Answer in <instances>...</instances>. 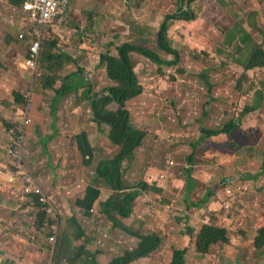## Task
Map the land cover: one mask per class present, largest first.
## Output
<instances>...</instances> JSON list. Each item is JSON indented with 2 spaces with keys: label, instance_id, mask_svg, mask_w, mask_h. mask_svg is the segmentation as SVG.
<instances>
[{
  "label": "trees",
  "instance_id": "obj_1",
  "mask_svg": "<svg viewBox=\"0 0 264 264\" xmlns=\"http://www.w3.org/2000/svg\"><path fill=\"white\" fill-rule=\"evenodd\" d=\"M254 1L245 0L243 6H250V2ZM25 2L26 0H10L13 6L22 10H24ZM206 2L207 0H166L161 4L159 0H155L156 7L162 8L163 5L164 10L167 8L161 23L162 29L156 37L159 49L155 50L145 45H137L134 41H127L117 47L118 54L116 55L111 54L110 51L99 54L98 51H89L81 46L74 47L70 44H63V53L57 54L55 49L60 47V36L53 35L51 28L47 30V37H43L41 43V72L38 79V90L45 98V102H49L47 106H44L46 103L42 105L41 109L46 116L48 115L47 125L50 134L41 136L39 132L41 125L37 128V134L36 132L26 134L23 143L25 156H23L22 163L28 165L29 171L53 199L58 208L59 220L61 219L60 229L56 242L50 241L57 219L48 217L37 194L25 191L26 181L22 177L20 181L23 182L11 189H0V198L17 199L21 205L20 212H11L16 219L24 220L21 221V226L10 219V227H8L9 218H0V234H2L0 239L11 241L12 236H15L13 240L18 243L14 252L10 253L13 249L2 252L16 258L18 260L16 264L26 263L31 257L33 252L29 250L30 244H33L34 249L40 253V255L36 254L40 259L38 264H92L90 260L96 264V259L100 254L120 248L119 246L117 249L113 248L116 245L115 238L119 242L122 241L121 246L124 248L112 254L114 258L109 264H192L193 257L201 261L206 256L211 257L212 252L215 256L212 260L216 264L220 261L219 258L227 257L224 254L228 257H235L232 250L235 235L231 232L227 220L218 222L221 218L220 210H214L212 215H209L207 223L202 225L194 240L196 247L194 253L190 252L189 245H186L185 233L178 234V225L171 222L169 216L163 218L166 225L156 226L154 224L153 227H145L148 222L152 220L155 222L156 213L160 214L154 207L153 200L159 199L167 189L172 190V183L176 181V178H170L167 186H164L159 176L170 169L169 164H174L175 161L172 159L182 156L179 148L183 145L177 138L176 132L179 128L180 131L186 130L185 126L188 125L181 124L176 118L182 113L186 114L183 111L190 108L186 103L191 100L193 108L202 109L203 112L205 106L202 101L207 103L211 99L210 89L204 83V80L208 81L210 78L205 70L209 69V74L212 71L223 72L224 82L230 80L228 78L231 76H237L236 73L226 72L230 70L228 61L218 63L216 57L213 56V53L226 50L222 42H218L215 46L211 41V44L207 45L208 48L198 44L193 45V49L187 47L193 50L190 55L172 46L169 37L170 26L176 20L199 21L206 10ZM149 5L152 6L150 2ZM183 5L187 7V14L184 16L177 12ZM212 16L215 17V14ZM257 16V11L247 12L250 34L246 33L243 38L244 45L237 43L232 48L235 54H233L234 63L243 67L247 74V79L244 75L239 76L240 81L235 79L236 89L239 85L254 87L256 82H264V79L258 80L257 77L259 73H263L264 77V20L259 21ZM215 18H218L217 14ZM163 52L172 55V59H165ZM135 53L145 57V60H150L156 66L160 77H168L170 93L161 103L166 111L177 117L163 112L159 98L155 102L153 99L156 96L153 97L152 94L147 93L141 83L143 77L136 71V64L140 60L136 59ZM95 54L100 55V61H97L98 67L104 66V82L100 85H96L97 79L94 76L91 80L84 76L85 72L89 73L93 67L90 60ZM184 55L187 56L190 64H186L183 59ZM80 58L86 61L85 68L78 65ZM73 62H76L78 66L77 71L69 73L68 69L71 68L70 64ZM182 82L193 84V91L190 92L180 87L178 83L183 84ZM160 90H162V84L158 90L155 89V92L158 94ZM206 94L207 97H205ZM224 95L222 97L214 95L213 99H220L229 104L236 93L233 91ZM103 98L107 99V103L101 108L110 107L113 118L108 128H103L105 135L100 132L98 139L91 133V142L96 150L94 162L88 170L91 181L77 185L74 184L72 177H75L80 162H78V156L74 155V149L68 152V146H71L69 143H72L70 141L72 135L59 142H55V139L66 133L63 128L68 123L69 114L76 107L82 106L85 99L94 101L95 104L101 102ZM172 99L178 100L181 104L178 113L174 108H166L167 102ZM14 101L23 108V110L20 108L23 112L20 115L25 116L28 101L17 92L14 93ZM176 103L174 101L172 107ZM197 110L193 111V118L200 123L203 116ZM94 122L101 123L100 121ZM239 122L240 120H232L222 127L203 124L202 127L200 126L202 137L198 141L222 134L230 136L235 129H239ZM4 124L7 129L16 127V124L12 122ZM17 132H19L18 129ZM45 138H48L49 150L44 149L42 140ZM198 141L194 143V146H197ZM15 145L18 146V142L13 141V147ZM36 147L38 150L42 148V151L47 153L46 163L43 165L39 162L38 157L41 155L39 152L36 153ZM28 150L31 151L30 160L26 155ZM155 150L163 151V154L158 155L157 160ZM48 151L52 156L51 159ZM189 160L195 161L193 154L189 155ZM49 164L52 167L57 165L59 178L62 170L67 167L68 185L65 190L56 187L55 191H51L47 186L49 181L42 172L52 171ZM10 166L15 172L22 173L21 164H18L15 159L11 160ZM182 174L183 172L179 171L175 175L174 168V176L180 178ZM165 199L163 198L161 204L164 205ZM97 200L101 201L102 207L100 211L95 212L92 206ZM65 203L67 207H62ZM72 204L75 206V212L66 215L64 210L74 207ZM256 217L253 219L257 234L254 239L255 249L252 251L257 260L250 259L248 262L249 264H264V214ZM229 219L237 220L231 216ZM175 236L181 237L180 246L176 245L178 240ZM87 243L93 244L95 251L91 252L86 249ZM221 245L226 248V252H222ZM2 264L9 263L2 262ZM206 264H212V262L209 261Z\"/></svg>",
  "mask_w": 264,
  "mask_h": 264
},
{
  "label": "rangeland",
  "instance_id": "obj_2",
  "mask_svg": "<svg viewBox=\"0 0 264 264\" xmlns=\"http://www.w3.org/2000/svg\"><path fill=\"white\" fill-rule=\"evenodd\" d=\"M166 0H159L161 4ZM149 2L152 6L149 5ZM245 0H207V4L205 3V12L204 14L198 19L199 21H193V22H187L180 20H176V22L170 26L169 30V37L170 41H172V46L175 49L180 50L181 52L184 51L188 53L189 55L193 53V45H201L202 47H207V45L211 44V41L214 42L215 46H217L218 42H222L224 49L226 48L225 51H222L221 53H213V56L216 57V61L223 62V61H228L230 65V70H227L226 72H229L230 74H235L237 76L234 77H229L226 82L223 81L224 73H215V71H212L209 74V69L205 70V73L207 76L210 78L207 80H204L205 85L210 89V96L211 99L207 101H202V104L205 106L204 111L202 112V109L197 110L196 108H193V101L191 100L187 104V107H190L188 110L185 109L183 111L186 113L185 115L182 113L180 117H177L175 115H171L170 112L165 110V107L163 105L164 99L169 95L168 88L170 87L168 84V77H160L159 73H157V68L156 66L150 62V60H145V57L141 56L138 53H135L134 56L136 57L137 60H140L136 64V71L137 73H140L142 75V80L141 83L144 85L146 91L148 94H152L153 97H155L153 100L157 102V98H159V102L161 103L163 107V112L167 113L170 116L177 117L176 120L179 121L181 124L188 125L185 126L186 130L184 131H179L176 132L177 138L180 140V143L183 145L181 148V154L182 156H177L176 158L172 159L174 164H169V167L175 166L176 163L181 165L182 167L178 168L180 172L185 171V175L187 174V166L188 164H199V171L200 173L203 174L204 177H201L205 179L203 188H208V187H214L215 184L220 183L222 180V177L227 176L230 173V176L233 174L235 176V172H239V169L245 168L247 165H251L250 170L253 171V175L250 177H247L246 179H243V181H237L234 184H229V182L226 180V194L227 196L224 198L228 201H230V207L225 209L228 213H225L226 216L228 217L225 218L228 222L229 227H233L231 229V232H234L235 237L239 240L240 242L237 243L234 240L233 243V251H234V256H236L239 261L237 263L239 264H244L245 261H250V259L257 260L254 251V240H249V234L246 235L247 233L250 232V227L249 224L252 221L254 223L253 218H257L256 216H260L261 214H264V124H262L261 128V133L263 136V140L261 142H257L256 139H253L255 137L254 132H249L243 129L241 124H238L239 129H235L232 134L229 136L228 134H222L218 137H208L205 139H202L201 141L200 138L202 137V131H200V126L202 127L204 125L212 126V127H222L224 124L228 123L229 121H237L240 120L242 117H244V110L246 107L252 104V98L255 96V94L259 95V91L264 90L262 87H264V82L263 81H258L261 78L264 79L263 73H259L258 77V82L253 86L247 87L239 85L238 88L236 89L235 86V79H239V76H243L247 79V74L244 70L243 67H240L239 65H236L234 63L235 60V54L232 52V48L237 44V41L243 40L245 38L246 33L250 34V26L247 18V12L250 10H254L258 12L257 19L262 22L264 20V0H255L254 2H250V6H243ZM204 3V2H203ZM193 7V3L191 4ZM261 6V7H258ZM82 7V8H80ZM155 9L157 11H155ZM18 10V9H17ZM21 11V14L24 15V13H27L25 8L24 10ZM261 11V12H260ZM24 12V13H23ZM167 12V8L164 10V6L162 5V8L156 7L155 6V0H72V4L68 11L66 12V18L63 23L58 24L55 23L53 26L55 28H61L65 27L66 29L69 28L70 31H67L64 35L61 34H55L52 32L53 35H58L60 36V47L56 48L57 54H62L63 53V44H70L71 42L75 43L76 40H81L77 45L81 46V48L88 49L89 51H93L87 46H84L85 40H88L91 43V47L95 46V51H98L100 54L101 52H108L110 51L111 54H118L117 47L122 45L123 43L127 41H134L135 44L137 45H145L147 48L151 47L152 49H159L158 44L156 43V37L157 33L162 29L161 28V23L162 19L164 16V13ZM178 13H180L182 16L187 14V7L183 5L182 8H179ZM12 13V7L9 5L8 0H0V20L4 17H8ZM216 14L218 15V18L213 17L212 15ZM30 17H32L31 13H28ZM32 19V18H31ZM33 21V19H32ZM193 23V24H192ZM37 28L35 30V38L38 42L41 41V34L38 31V24ZM263 26V25H262ZM52 28V25L49 27ZM49 28H46V32L44 37L48 34L47 30ZM64 29V28H62ZM51 34V33H50ZM49 37V36H48ZM44 39V38H43ZM74 40V41H73ZM0 41H5V36L4 34L0 37ZM43 42V41H42ZM12 44V43H10ZM212 44V45H214ZM71 45V44H70ZM8 44H5V42H0V86L3 84L4 79H10L14 81L15 84V90L20 89L24 94L20 93V95L24 96L26 101H28V106L27 109L25 110L26 114L25 116H21L20 113L22 114L23 112H19V117L23 120H25L28 112L29 106L33 103V96H35V93H39L38 90V79L40 76L41 68H40V63H38L37 67H34L31 65V61L33 60L32 57V52L28 51L27 49H20L16 50L15 45H10L12 47V50ZM75 46V45H71ZM8 47V49H4ZM192 48V49H188ZM214 47V46H211ZM208 48V47H207ZM19 53L24 54V62L23 64H19V62L15 61L12 55H18ZM95 54L93 58H91L90 63H93V67L91 68L90 71L92 73H88L87 71L85 72V77L89 80H91V77L94 76L95 79H97L96 85H100L102 82H104V66H99L97 64V61H100V55ZM234 54V55H233ZM30 55V56H29ZM29 56V59H28ZM163 57L165 59H172V55H168L167 52H163ZM183 59L185 60L186 64H190L189 60H187V56L184 55ZM79 63L78 65L80 67L86 66V61L82 60L81 58L78 59ZM191 62V61H190ZM192 63V62H191ZM70 67L68 69V72H76L77 71V65L76 62H73L70 64ZM204 68V67H203ZM246 74V75H245ZM162 78V79H160ZM241 80H244L241 78ZM160 81H162L160 83ZM237 81H240L237 80ZM95 82V80H94ZM93 82V83H94ZM183 84H179L180 87L188 90V91H193V84L191 83H185L182 82ZM162 84V90L155 92V89L158 90L159 87H161ZM13 87V86H11ZM261 89V90H259ZM238 90V91H237ZM259 90V91H257ZM235 92L236 96H232L231 102L229 104L223 106L218 105L215 110L213 107H211L214 103L221 101L220 99H213L214 95L222 97L225 96L224 94L229 92ZM193 94V92H192ZM264 94V93H263ZM43 98V105L46 103L47 106L49 104L48 101L45 102V98L43 95L40 94ZM4 95L1 94L0 92V99L3 98ZM207 97V94L206 96ZM13 99V97H12ZM237 99V100H236ZM174 99L169 100L166 104V108H174V110L178 113L180 110V103L178 100H174L176 105H173ZM212 100H214L212 102ZM96 101V100H95ZM90 102L94 104L93 101H89L85 99L84 101V106H78L74 110H79V115L81 116L82 120H85L86 116L88 114V111L92 109ZM13 103L17 105V107L21 108L19 104L15 103L13 100ZM51 103V102H50ZM184 104V103H183ZM23 106V105H21ZM204 106H201L204 108ZM42 105L40 106L39 113H42L43 116L45 117V121H43L42 124H46L45 126H40L39 132L41 136L49 135V126L47 125L49 122L48 115L46 116L42 109ZM18 108V109H19ZM106 113L110 112L107 108H105ZM197 110L198 113H200L203 118L202 121L196 122L195 119H193V111ZM214 110V112H213ZM224 110V112H223ZM33 111V110H32ZM139 111V110H138ZM182 111V109H181ZM218 111V114L216 112ZM18 113V112H17ZM209 116H208V114ZM51 115V114H50ZM96 115H98L99 118H102L104 114L101 112L100 109H96ZM224 115V116H223ZM5 116H7L9 119L11 115H1L0 116V121L5 119ZM85 116V117H84ZM90 118V117H89ZM88 118V119H89ZM8 119V120H9ZM217 120H219L217 122ZM29 123L26 125V134L27 132V126L28 129L32 126V129H34V132L37 134V128L39 126V122H32V120L27 119ZM89 120H86L85 123H88ZM101 124H106V126H103L105 128H108V125L110 123V119L104 118L103 120L100 121ZM196 126H195V124ZM83 127V125H82ZM211 127V128H212ZM5 129L6 134L10 136V143L7 145L6 149H4V157L3 160L0 161V166L3 168L4 171H10L12 172L15 176H23L26 170L29 171L28 165H24L23 162V156H25V153L22 148V155L21 157H16V154L14 153L12 149V141L18 142V137L16 134H13L9 129L6 128V125L4 123H0V129ZM198 129V130H197ZM104 130V129H103ZM63 131L66 133H63V136H59L55 139V142L62 140L64 138H69L70 135L73 133V128L72 130L68 131V128L65 129L63 128ZM62 131V132H63ZM179 132V133H178ZM103 135H105V131L102 132ZM67 136V137H66ZM73 136V135H72ZM250 137V139H249ZM100 138V134H98V139ZM177 139V140H178ZM25 140V139H24ZM197 142V146H194V143ZM48 138H45L42 140V143L44 145V149H48ZM193 142V144H192ZM253 144L256 146V150H250L248 147L246 148L245 146L249 144ZM260 145H259V144ZM47 145V147L45 146ZM68 146V145H67ZM2 146H0V149ZM36 153L39 152L41 155L38 157L40 159V164L43 165V163H46L47 159V153L42 151V148L40 150L35 148ZM49 150V149H48ZM1 152V151H0ZM1 154V153H0ZM193 154L195 161H190L189 160V155ZM253 156L255 159H249L246 158L247 156ZM253 154V155H252ZM48 155L50 159L52 156H50V152L48 151ZM245 158V162L242 160ZM12 159H15L18 164H21V171L20 172H15L11 166L10 162ZM250 163V164H249ZM51 167L52 165L49 164ZM142 165V164H140ZM233 166H235L233 168ZM56 167L57 165L55 164L51 168V173L49 172H42L43 175L48 176L49 174H54L56 173ZM233 169V170H232ZM236 171H235V170ZM248 171V170H247ZM174 173V170L167 169V171L162 172L160 174V179L161 181H165L170 175V173ZM11 174V173H9ZM182 178V177H181ZM89 180L91 181V177H89ZM245 180L248 182L245 183ZM25 181V180H24ZM241 182L242 184V189L236 193L235 196L229 197L227 193V189L235 187L236 184ZM222 183V184H221ZM220 186L215 190L220 191L219 194H221L223 191V183L221 182ZM40 186L45 190V187L39 183ZM229 184V185H228ZM43 190V191H44ZM171 193V190H169ZM168 192V191H167ZM167 192H166V197H167ZM45 193V191H44ZM172 193L173 189H172ZM46 194V193H45ZM203 193H199V196H193V199H201ZM181 198V197H179ZM46 199H51V203H49L50 206H55V203L53 202L52 198L46 194ZM182 199V198H181ZM241 199H247V202H251L252 206H246L247 210H250L251 212L248 213L245 212L246 209L244 206H242ZM156 200V201H155ZM161 199H154L153 200V205L156 208L158 212L162 211V204ZM100 201V200H99ZM53 203V204H52ZM70 204V202H68ZM97 203V201H96ZM224 205V203H223ZM245 205V204H244ZM72 206H74L72 204ZM62 207H67L66 203ZM101 201L97 203L96 205L92 206V209L95 212H98L101 210ZM167 210L165 211L169 217L171 218V222L176 223L178 225V234L181 235L183 233H189L190 229L189 226H187V220L188 217L182 214H175L176 217L174 216L173 211L170 210V206L168 204H165L163 206ZM225 208V206H223ZM245 209V210H244ZM77 210V209H76ZM80 210V209H78ZM53 211L58 212V208L54 209ZM65 214L66 215H71L75 212V206L70 208L69 210L65 209ZM162 211V212H163ZM48 215V214H47ZM234 215L235 217L243 216L244 219L242 220L241 225L238 223L237 220H231L228 219L229 216L232 217ZM157 217L164 218V215L160 212V214L156 213ZM48 217L52 219H57L55 225L53 226V229L58 228L60 229V221L59 220V213L54 214V215H48ZM20 221L16 222L18 226H21V221H24L23 219H18ZM163 221V220H162ZM164 222V221H163ZM14 223V224H16ZM197 226H195V229L198 231L201 230L203 221L200 220L197 222ZM238 223V224H237ZM9 224V223H8ZM153 224V223H152ZM154 224L157 226H161L162 224L166 223H157L156 221ZM152 225V227L154 226ZM10 227V225H8ZM241 232L243 235L238 233ZM178 235V236H179ZM235 237L233 239H235ZM247 237L244 241V239ZM175 239L178 240L176 242L177 246H180L182 243L181 237H176ZM186 241V245H189L190 247V252L192 251L195 252L193 248H196L194 244V240L192 239L191 241H187L186 237H184ZM50 240V239H49ZM116 240V245L113 247L117 249V246L120 248L117 250H111L110 252H107L106 254H102V256H98L96 259V264H109L112 259L114 258L112 254L118 252L119 250H122L124 246H121V242L117 238ZM222 252H226V248L221 245ZM86 249L89 251L93 252L95 251V246L91 243H87ZM253 250V251H252ZM214 251V250H213ZM216 251V250H215ZM217 252V251H216ZM37 255H40V253L36 252ZM211 257L208 258L205 261H200L196 258L193 257L192 264H206L209 262H212V264H216V262H213V252L210 253ZM45 256V255H44ZM224 256H228L227 254H224ZM50 257V255L48 256ZM219 258V257H218ZM218 264H228V261L221 260ZM40 260V259H39ZM93 264V260H90Z\"/></svg>",
  "mask_w": 264,
  "mask_h": 264
},
{
  "label": "crops",
  "instance_id": "obj_3",
  "mask_svg": "<svg viewBox=\"0 0 264 264\" xmlns=\"http://www.w3.org/2000/svg\"><path fill=\"white\" fill-rule=\"evenodd\" d=\"M9 5L12 7V13L9 15L8 17H4L0 20V37L4 34L5 36V41H0V42H5V44L9 43V46L12 50V47L10 45H15V49L16 50H20V49H27L29 51L30 47L32 46V44H34L37 40L35 38V30L37 28V23H35L34 21H32L31 17L28 15L27 13L21 14V9H19L18 7L13 6L10 3V0H8ZM82 8V7H80ZM18 9V10H17ZM23 11V10H22ZM64 28V29H62ZM67 31H70L69 28H65V27H61L59 28H55L52 25L51 28V32L55 33V34H61L64 35L65 33H67ZM58 36V35H57ZM74 41V40H73ZM81 42V40H76L75 43L71 42V45H75L74 47H78V43ZM12 43V44H10ZM91 43L88 40H85L84 46L89 47L92 50H96L95 46L91 47ZM237 43H242L243 45L245 44L244 41L240 40L237 41ZM93 45V43H92ZM8 47L4 48V49H8ZM12 57L14 58L15 61L19 62V64H23L25 65V57L23 53H19L18 55H12ZM89 73H92V71H90ZM13 86V87H11ZM15 84L14 81L10 80V79H4L3 84H1L0 86V92L1 94L4 95L3 98L0 99V116L1 115H11L10 119L5 116V119H3V121L1 120L0 123H5V122H12L14 124H23L27 119L32 120L31 124L34 122H39V125L45 126L46 124H42L43 121H45V117L43 116L42 113H39V109L40 106L43 105V98L42 96H40V94L35 93V96H33V103L29 106V110L27 112V116L25 118V120H23V118L21 119L19 117V112H21L20 108L17 107V105H15L13 103L14 100V93H22L24 94V92H22L20 89H16L15 90ZM262 89H264V87H262ZM261 90V89H259ZM257 90V91H259ZM264 90L259 91V95L255 94V96L252 98V104L249 105L248 107L245 108L244 110V117H242L240 119V122L238 124H241L243 129H245L246 131L249 132H254L255 133V137H253V139H256L257 142H261L263 140V138L261 136H263V134L261 133V128H262V124H264ZM13 97V99H12ZM214 100H212L213 102ZM94 102V101H93ZM107 103V99L103 98V100L101 102H96L95 104H93L92 102H90V105L92 107L91 110L88 111L89 116H84L85 120L81 119V116L79 115V110H73L68 117V123L65 124L64 128L67 129L68 131H70L73 128V136L71 137V142L69 143L68 146V152L71 149H74V155L78 156V162L79 163V167L76 171L75 177H72V180L74 182V184L80 185L83 183H88L89 180V167L91 166V164L94 162L95 159V155H96V150L94 149V146L91 142V133L93 134V136L98 137V134L100 132H103V126H106V124H101V123H96L94 121H101L103 120L105 117L108 119H112L113 118V114L112 111L110 110V107H107V109L110 111L108 113H106V109L101 108L102 105H106ZM218 105H220L222 108L223 106L226 105L225 101H221V102H216L214 103L211 107H213V109L219 107ZM82 106H86V105H82ZM19 108V109H18ZM96 109H100L101 112L104 114V116L102 118H99L98 115H96ZM214 109V110H215ZM33 110V111H32ZM213 110V112H214ZM18 112V113H17ZM224 112V110H223ZM216 114H218V111L216 112ZM224 116V115H223ZM90 117V118H89ZM89 118V119H88ZM9 119V120H8ZM194 119V118H193ZM86 120H89L88 123H85ZM83 125V127H82ZM206 126H208L206 124ZM46 127V126H45ZM47 128V127H46ZM34 131V129H32V126L28 129L27 126V132L28 133H32ZM250 139V137H249ZM59 142V141H58ZM10 143V136L8 134H6L5 129H0V146H2V148L0 149V161L3 160V157L5 155L4 153V149H6L7 145ZM251 142H249L248 145H246L245 147L248 149L250 148V150H256V146L253 144H250ZM259 144V143H258ZM12 145H13V141H12ZM260 145V144H259ZM53 146V145H52ZM156 149V148H155ZM77 152V153H76ZM163 154V151L161 150H155V155H156V160L158 155ZM26 155H28L29 160H30V156H31V151L28 150L26 151ZM250 156H247L246 158L249 159H255L253 156H251V154H249ZM243 159V158H242ZM256 160V159H255ZM243 162H245V158L242 160ZM250 164V163H249ZM160 167V166H158ZM182 167L181 165L177 164L170 169L174 170L175 168V175L177 174V172H179V170H177L178 168ZM199 164L195 163V164H188L187 166V174L185 175V171L182 174V178H178L177 176L173 175V172L170 173V175H168L167 179L165 181H161L162 184L164 186H167V184L169 183V180H171L170 178H176V181H174L173 184V192L171 190V193L169 191V189H167L165 191V193L161 196L162 200H160L161 202L163 201V198H166L164 200V205L168 204V206H170V210L173 211L174 216L176 217V213L177 214H182L188 217L187 220V226H189L190 232L186 233L185 237L187 239V241H191L192 237L193 239L196 238V236L198 235V231L195 229V226H197V222L202 220L203 224L209 219V215H212V213L214 212V210H220L219 212L221 213V218L218 220L222 221L225 220L226 217H228V215L226 216V214L223 213V211H225V208L223 207V203H224V198L227 196L226 191L224 190V188H226V180L229 182V184H234L237 181H243V179H246L247 177H250L251 175H253V169L250 170L249 167H251V165H247L245 168L243 169H239V172H235V176L232 174L230 176V173L227 176L222 177L221 182L223 183V191H221L222 193L219 194L220 191H216V193L214 192V187H208V188H203V184L205 179L201 178L204 177L202 173H200L199 171ZM235 166H233L234 168ZM233 170V169H232ZM235 170V169H234ZM248 170V171H247ZM56 171L58 173L54 174H49L47 177L49 184H47V186L50 188L51 191H55L56 187L58 189H62L65 190L67 185H68V169L67 167L62 170V174L61 177L59 178V171L56 169ZM236 171V170H235ZM49 173H51V171H48ZM11 173V174H9ZM173 175V176H172ZM22 176H16L10 172V171H4L3 168H1L0 166V189H6L9 188L11 189L13 186H16L17 184H20L23 181L21 180ZM56 179L57 182H56ZM220 182V183H221ZM248 182L247 180H245V183ZM217 183L215 184V188H218L221 184ZM15 184V185H14ZM55 184H57V186H55ZM228 184V185H229ZM168 191V192H167ZM212 191V192H211ZM166 192H167V197H166ZM203 193L201 199H193V196H199V193ZM181 197V198H179ZM53 200V199H52ZM241 205L244 206V208L246 209L245 212L248 211L251 212L250 210H247L246 206L251 205V202H247V199H241ZM100 201L97 200V203H99ZM96 202L94 203V205L97 204ZM161 204V203H160ZM245 204V205H244ZM163 205V204H162ZM163 205V206H164ZM163 208V210H167L166 208ZM20 202L17 199H3L0 198V218L4 219L5 217L9 218V222L10 223V219H12L13 221L17 222L20 221L18 219H16V217H14L12 215L11 212H20ZM244 209V210H245ZM137 210V208H136ZM162 210V211H163ZM160 211L164 216H169L165 211ZM225 213H228L227 211H225ZM250 214V213H249ZM252 215V214H250ZM170 218V217H169ZM233 219H240L238 221V223L241 225L242 220L244 219L243 216L239 217H235L234 215H232ZM154 219V218H153ZM229 219V218H228ZM163 219L160 217H156L155 221L158 223H164L162 221ZM154 224V220H152V222H148V224H145L146 228L152 227V225ZM237 223V224H238ZM9 225V224H8ZM236 225V224H235ZM234 225V226H235ZM233 227H229L230 229H233ZM250 227V232L247 233L246 235L249 234V240H254L257 234V230H256V226L254 225V223L251 221L249 224ZM1 228V227H0ZM2 232H3V228H2ZM241 235V232H238ZM2 235V234H0ZM243 235H241L242 237ZM12 236L11 241H8L6 239H0V264H2V262H6L9 264H16L17 263V259L14 257H11V255L9 256L8 254L2 252L4 250H8V249H13L11 252H14L16 250V246H17V242L13 240ZM244 238V237H243ZM247 237H245L244 239H242L243 241L246 239ZM235 242L239 243L240 239L238 240L236 237ZM195 246V245H193ZM190 249V248H189ZM195 250V248H193ZM29 250H32V255L31 257L28 259V261L26 263H21V264H38L40 262L39 258L36 255L37 250L34 249L33 244L29 245ZM233 250V247H232ZM192 252V251H191ZM194 253V252H193ZM100 256L103 257V255L101 254ZM210 257H204L201 261H205ZM223 261L227 260L228 264H239L237 263V261H239V259L235 256V257H225L223 259H221ZM210 261V260H209ZM244 264H249V262L245 261Z\"/></svg>",
  "mask_w": 264,
  "mask_h": 264
},
{
  "label": "built area",
  "instance_id": "obj_4",
  "mask_svg": "<svg viewBox=\"0 0 264 264\" xmlns=\"http://www.w3.org/2000/svg\"><path fill=\"white\" fill-rule=\"evenodd\" d=\"M72 4V0H26L24 4V8L29 11L32 15V19L35 23L38 24V31L41 34V38L43 37V32L46 28H49L51 25L58 23L61 24L64 22L66 18V12L70 8ZM42 40V39H41ZM31 52L33 60L31 61V65L37 67L40 57H41V41L34 43L31 46ZM28 121H25L23 124H19L16 127H11L9 130L16 134L18 137V146L12 145V149L16 154V157H21L22 148L24 139L26 136V125ZM17 129L19 132H17ZM26 174L22 176V178L26 181L25 191L28 193H34L39 195L40 201L44 204L47 213L49 215L58 214L57 211H53L55 206H50L51 199H46V194L43 191V188L40 186L38 181L34 178L32 173L28 170L25 171ZM242 184L239 182L233 188L227 189V193L229 197L235 196L238 191L242 189ZM229 200V199H228ZM224 201L225 209L230 207V201ZM53 204V203H52ZM59 229L55 228L54 233L50 236V241L56 242L58 237Z\"/></svg>",
  "mask_w": 264,
  "mask_h": 264
},
{
  "label": "clouds",
  "instance_id": "obj_5",
  "mask_svg": "<svg viewBox=\"0 0 264 264\" xmlns=\"http://www.w3.org/2000/svg\"><path fill=\"white\" fill-rule=\"evenodd\" d=\"M29 13V12H28ZM43 37H44V35H43ZM43 37H42V40H41V43H42V41H43ZM38 41H36L35 43H37ZM33 45V44H32ZM30 51H31V47H30ZM41 53H42V51H41ZM41 58V57H40ZM39 63H40V61H39ZM33 175V174H32ZM34 176V175H33ZM35 178V177H34ZM23 179V178H22ZM38 181V180H37ZM38 183H39V181H38ZM44 190V189H43ZM45 191V193L47 194V195H49V193L46 191V190H44ZM39 196V195H38ZM50 196V195H49ZM51 197V196H50ZM40 198V197H39ZM159 199H161L162 200V198L160 197ZM43 204V203H42ZM44 205V204H43ZM44 209L46 210V208H45V206H44ZM47 211V210H46ZM48 214V213H47ZM49 215V214H48ZM44 264V263H43ZM49 264H52V263H49Z\"/></svg>",
  "mask_w": 264,
  "mask_h": 264
}]
</instances>
